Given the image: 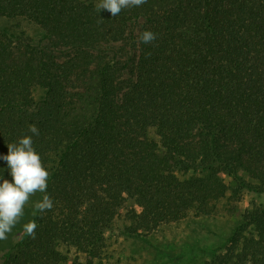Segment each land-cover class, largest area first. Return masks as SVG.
Listing matches in <instances>:
<instances>
[{
	"label": "trees",
	"instance_id": "trees-1",
	"mask_svg": "<svg viewBox=\"0 0 264 264\" xmlns=\"http://www.w3.org/2000/svg\"><path fill=\"white\" fill-rule=\"evenodd\" d=\"M0 16L41 29L38 43L0 32V157L31 136L54 202L1 264H98L114 230L246 202L209 264H264V0H147L116 17L85 0H0Z\"/></svg>",
	"mask_w": 264,
	"mask_h": 264
},
{
	"label": "rangeland",
	"instance_id": "rangeland-1",
	"mask_svg": "<svg viewBox=\"0 0 264 264\" xmlns=\"http://www.w3.org/2000/svg\"><path fill=\"white\" fill-rule=\"evenodd\" d=\"M4 30L30 38L34 43H38L41 36L40 27L23 17L0 16V32ZM41 94L39 90L37 96ZM40 194L31 198L21 223L13 228L8 238L0 240V264L4 253L20 241L22 225L32 220V203L39 200ZM246 203L234 214L189 216L179 222L163 224L149 235H128L114 230L109 234L106 258L98 259L101 262L98 264H209V252L226 245L242 218ZM64 264H88V260L82 254H68Z\"/></svg>",
	"mask_w": 264,
	"mask_h": 264
},
{
	"label": "clouds",
	"instance_id": "clouds-1",
	"mask_svg": "<svg viewBox=\"0 0 264 264\" xmlns=\"http://www.w3.org/2000/svg\"><path fill=\"white\" fill-rule=\"evenodd\" d=\"M147 0H98L95 11H108L112 17L118 16L122 10L139 7ZM103 19L101 18V21ZM157 35L150 30L139 34L141 44H153ZM29 132L39 135V129L29 125ZM8 154L2 158L7 162L10 182L3 179L0 182V240H6L13 228L21 223L25 215V207L30 204L36 193H45L41 199L32 203V215L43 214L54 207L52 198L46 194L50 173L45 168L40 155L33 147L32 137L24 135L16 143H8ZM37 224L35 221L23 223L22 230L27 236L35 238Z\"/></svg>",
	"mask_w": 264,
	"mask_h": 264
}]
</instances>
